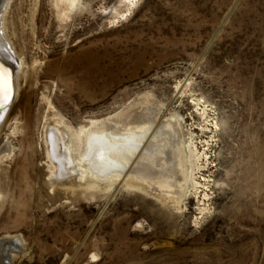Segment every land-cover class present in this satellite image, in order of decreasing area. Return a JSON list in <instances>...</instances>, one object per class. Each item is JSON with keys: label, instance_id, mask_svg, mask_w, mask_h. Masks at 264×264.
Masks as SVG:
<instances>
[{"label": "rangeland", "instance_id": "obj_1", "mask_svg": "<svg viewBox=\"0 0 264 264\" xmlns=\"http://www.w3.org/2000/svg\"><path fill=\"white\" fill-rule=\"evenodd\" d=\"M119 2L80 0L66 20L55 0L0 3L17 60L0 128V240L22 247L11 264H264V0H139L122 17ZM144 119L116 181L62 172L52 129L74 167L80 129ZM178 144L201 157L187 184Z\"/></svg>", "mask_w": 264, "mask_h": 264}, {"label": "bare ground", "instance_id": "obj_2", "mask_svg": "<svg viewBox=\"0 0 264 264\" xmlns=\"http://www.w3.org/2000/svg\"><path fill=\"white\" fill-rule=\"evenodd\" d=\"M6 1L7 0H1V5ZM138 1L139 0H120L119 3L125 7V11L118 12L117 10L116 15L119 16L121 14V17L124 16L134 8ZM79 2L80 0H55V6L57 8L59 19L64 20L65 18H68L70 13L77 7ZM4 32L2 34L0 28V65H3L9 73L11 81L10 100H12L11 97L17 94V77L15 71L17 60L13 54L14 51H12V48L8 45ZM92 58L93 54H89L87 58V64L89 66L88 68L90 69H92L94 65ZM4 103L6 102L3 100L2 92H0V105ZM198 108L199 111H202L204 117H209V111L207 110V107H201V104L199 103ZM6 119V112L0 114V128L5 124ZM212 122H214V120ZM213 125H216V123H213ZM178 128L179 127L177 123H171L168 130L166 129V131L169 133H174L173 136L175 139H180ZM55 129H52L51 131V138L53 139L52 147L57 158L60 159L62 172L69 173L73 168L76 169L79 167V174L84 178H90L94 176L100 179H110L111 181H116L127 171L128 165L130 164V161L133 159V157L139 151H141L142 145H144V139H146V137L150 134L152 127L148 122V119H144L139 121V124L136 126H128L123 128V133L118 134L109 129L107 125H102V123L99 124V122L93 121L91 123L90 129H85L83 127L78 133V136H83L84 149L83 154L81 155V165L74 167L71 166L73 163V145L71 138L66 135L67 133L63 128H60L58 131ZM179 143L181 144V142ZM156 147L159 146L157 145ZM177 148L179 150L178 152L180 159L178 161H180L179 164L182 168L181 170L185 175L186 183L183 184H187L190 181L193 182V171L199 168L198 163L201 160V157L198 156L197 150L194 147H190L188 153L184 150L183 145L178 144ZM3 149L12 153V148L9 144L5 145ZM64 150H66V153ZM61 151H63L65 154H61ZM139 186L140 185H138V187ZM184 193L185 191L180 197H183Z\"/></svg>", "mask_w": 264, "mask_h": 264}, {"label": "water", "instance_id": "obj_3", "mask_svg": "<svg viewBox=\"0 0 264 264\" xmlns=\"http://www.w3.org/2000/svg\"><path fill=\"white\" fill-rule=\"evenodd\" d=\"M11 100L0 105V114L7 112ZM22 251L21 242L17 238H5L0 240V264H11L13 253Z\"/></svg>", "mask_w": 264, "mask_h": 264}, {"label": "snow or ice", "instance_id": "obj_4", "mask_svg": "<svg viewBox=\"0 0 264 264\" xmlns=\"http://www.w3.org/2000/svg\"><path fill=\"white\" fill-rule=\"evenodd\" d=\"M10 76L7 69L0 65V92H2L5 102L10 100Z\"/></svg>", "mask_w": 264, "mask_h": 264}]
</instances>
